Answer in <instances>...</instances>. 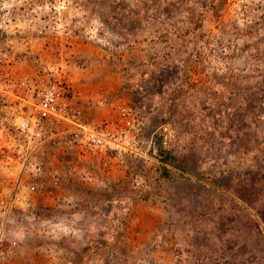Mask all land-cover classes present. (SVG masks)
Here are the masks:
<instances>
[{"label":"rangeland","instance_id":"obj_1","mask_svg":"<svg viewBox=\"0 0 264 264\" xmlns=\"http://www.w3.org/2000/svg\"><path fill=\"white\" fill-rule=\"evenodd\" d=\"M80 2L84 19L9 21L8 59L66 65L99 120L134 106L157 161L59 151L60 187L14 214L0 264H264V0Z\"/></svg>","mask_w":264,"mask_h":264},{"label":"built area","instance_id":"obj_2","mask_svg":"<svg viewBox=\"0 0 264 264\" xmlns=\"http://www.w3.org/2000/svg\"><path fill=\"white\" fill-rule=\"evenodd\" d=\"M80 0H3L0 9V261L16 257L19 242L10 236L14 212H33V195L53 193L61 176L54 166L60 151L157 161V140L146 142L144 119L129 104L120 119L87 117L61 63L29 72L8 59L3 37L9 21L65 22L86 18ZM19 5V6H18ZM12 7L17 12H12ZM82 9V8H81ZM68 37V35H67ZM61 67V68H60Z\"/></svg>","mask_w":264,"mask_h":264},{"label":"crops","instance_id":"obj_3","mask_svg":"<svg viewBox=\"0 0 264 264\" xmlns=\"http://www.w3.org/2000/svg\"><path fill=\"white\" fill-rule=\"evenodd\" d=\"M1 14V13H0ZM86 97H89V96H86ZM76 100L78 101L79 105L83 106V108L85 109V111L87 112V114L91 117H95V118H92V119H95V120H99L103 117H106V115H108L109 113V106L106 105V106H102L100 103H102V101H99V100H94L92 98H85L83 96H81L79 98V96L76 98ZM91 101V102H90ZM90 102V103H89ZM100 102V103H99ZM75 153V152H74ZM33 197V200L35 201V196H32ZM16 213H19V212H14V214ZM14 214H13V217H14ZM12 217V221L14 219H16V217L13 218ZM12 226V225H11ZM13 228L14 227H11V235H12V238L16 239L18 242H22L23 238L21 236V233L20 232H17L15 233V231H13ZM12 232L14 234H12ZM22 239V240H21ZM21 257H17L15 260H13L10 264H23L21 262Z\"/></svg>","mask_w":264,"mask_h":264}]
</instances>
